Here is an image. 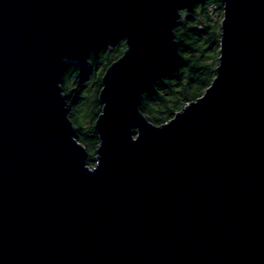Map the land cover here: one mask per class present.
<instances>
[{"label":"water","instance_id":"obj_1","mask_svg":"<svg viewBox=\"0 0 264 264\" xmlns=\"http://www.w3.org/2000/svg\"><path fill=\"white\" fill-rule=\"evenodd\" d=\"M200 1L0 0V264H264V0H223L199 99L139 111ZM120 40L89 167L60 79Z\"/></svg>","mask_w":264,"mask_h":264},{"label":"trees","instance_id":"obj_2","mask_svg":"<svg viewBox=\"0 0 264 264\" xmlns=\"http://www.w3.org/2000/svg\"><path fill=\"white\" fill-rule=\"evenodd\" d=\"M223 16V0H202L192 11H179L173 30L178 60L172 68L161 70L151 87L141 95L139 111L147 121L156 126L169 122L209 88L218 65ZM124 50V40L113 47L104 46L92 52L85 63L66 65L61 75L67 117L73 126L74 138L87 151L89 167L95 164L94 155L100 141L95 127L87 128V115L92 113L97 120L101 114L98 98L102 78ZM133 132L136 134V130Z\"/></svg>","mask_w":264,"mask_h":264},{"label":"rangeland","instance_id":"obj_3","mask_svg":"<svg viewBox=\"0 0 264 264\" xmlns=\"http://www.w3.org/2000/svg\"><path fill=\"white\" fill-rule=\"evenodd\" d=\"M222 23V22H221ZM89 113V112H88ZM87 115V114H86ZM95 122H96V120H95V116L92 114V113H90L89 115H87V122H86V124H87V128L88 127H95ZM97 153V152H96ZM94 154V153H93ZM95 156L96 155H94V158H95Z\"/></svg>","mask_w":264,"mask_h":264}]
</instances>
